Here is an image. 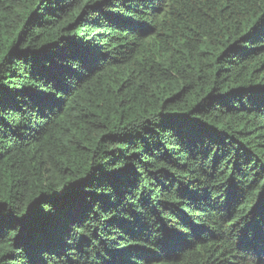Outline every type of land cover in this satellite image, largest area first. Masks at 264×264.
Returning a JSON list of instances; mask_svg holds the SVG:
<instances>
[{
  "label": "trees",
  "instance_id": "16d2710c",
  "mask_svg": "<svg viewBox=\"0 0 264 264\" xmlns=\"http://www.w3.org/2000/svg\"><path fill=\"white\" fill-rule=\"evenodd\" d=\"M0 264H264V0H0Z\"/></svg>",
  "mask_w": 264,
  "mask_h": 264
},
{
  "label": "rangeland",
  "instance_id": "374dc122",
  "mask_svg": "<svg viewBox=\"0 0 264 264\" xmlns=\"http://www.w3.org/2000/svg\"><path fill=\"white\" fill-rule=\"evenodd\" d=\"M87 5V4H86ZM80 18H81V15H80Z\"/></svg>",
  "mask_w": 264,
  "mask_h": 264
}]
</instances>
